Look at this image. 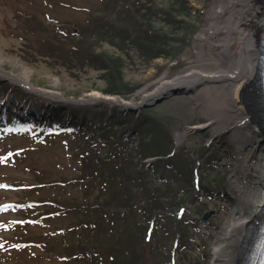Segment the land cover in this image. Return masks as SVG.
I'll return each instance as SVG.
<instances>
[{
	"label": "rangeland",
	"instance_id": "rangeland-1",
	"mask_svg": "<svg viewBox=\"0 0 264 264\" xmlns=\"http://www.w3.org/2000/svg\"><path fill=\"white\" fill-rule=\"evenodd\" d=\"M28 1L31 0H0V53L10 60L19 61L31 71L32 87L60 95L64 99L78 102L99 93L125 102H136L140 99L141 92L153 91L163 78L172 80L197 68L211 70L215 66L207 28L209 11L216 0H182V13L174 18L175 26L166 28L170 33L168 45L164 47L167 55L150 62L144 60L136 46L128 47L126 52H118V48L99 38L97 53L106 50L121 54L122 73L117 67L108 72L101 69L100 64L104 62L101 58L97 64L67 60L68 64L62 66L49 56L50 43L41 42V24L38 18L44 21L45 27L58 40H65V36L74 38L77 30L88 27L86 25L90 24L91 14L101 10L100 0H34L38 9L26 8L28 4L31 5ZM54 1H58L59 5ZM158 1L170 3V0ZM1 67L6 72L12 71L10 63H2ZM55 80L58 84L54 83ZM21 86L20 83L0 78V124L10 122L12 114L17 113L15 115L19 116L23 112L19 109V103L20 106L26 105L25 109L29 111L33 110V116L41 115V97L28 93ZM112 88L118 92H107ZM206 88V107L201 106L195 92H186L172 96L162 104L145 109L139 114L140 121L143 118L151 120L154 123L153 132L156 130L160 133L158 139L165 148L162 157L174 151V155L166 160L181 170L177 174L175 167L172 170H162L170 179L176 177L175 180H180L175 181L171 187L173 191L161 193L163 197H167L161 198L159 202L167 203L168 207L164 212L168 219L162 225L161 216L156 214L152 237L147 243L148 264H211L214 248L220 242L224 227L232 211L240 205L246 190L251 191L254 187V179L264 158L263 149H257L255 145L257 139L254 135L249 136L245 142L247 145H240L234 132L215 139L216 127L191 129L204 123L219 102L213 89ZM21 95L29 100H22ZM94 104L64 103L66 106L77 107L104 106ZM11 108L13 113H10ZM158 125L161 129L156 128ZM33 126H26L28 130L24 135L21 129L10 133L0 128V264H66L62 262L64 250H60L56 242L55 252L50 251L54 254L52 256L47 254L48 251L43 246L48 235L56 238L59 229L68 224L58 218L38 222L37 218H40L37 213L42 209L27 204V200L31 198L22 189L24 182L34 177V182L41 183V178L47 180L60 176L66 180L73 177V174L78 175V152L72 151V146L66 147L59 143L58 135L51 137V142L44 146H35ZM151 137L144 141L148 152L160 149L156 147V143L160 142L155 139V134ZM153 139L157 142L152 141ZM152 158L154 157L146 160L150 161ZM123 162H128V159ZM142 163L145 168H152L148 162ZM149 174L156 179V183L162 182L157 174L151 171ZM180 175L182 178L177 177ZM36 183L33 184L37 185ZM76 191L77 194H70L80 200L82 194L79 189ZM97 194L96 191L92 196ZM132 196L134 197V190ZM136 196L138 200L147 197L142 190ZM48 197L53 198L52 195ZM180 211L183 213L180 214ZM209 212L213 213L212 216L203 221V215ZM141 215L138 218H142L144 214Z\"/></svg>",
	"mask_w": 264,
	"mask_h": 264
},
{
	"label": "trees",
	"instance_id": "trees-1",
	"mask_svg": "<svg viewBox=\"0 0 264 264\" xmlns=\"http://www.w3.org/2000/svg\"><path fill=\"white\" fill-rule=\"evenodd\" d=\"M99 2L101 10L91 14L90 24L86 25L88 27H81L73 35L74 38L65 36L63 41L58 40L56 35L45 27L44 21L38 18L41 24V42L50 43L51 58L56 59L62 66L68 64L67 60H83L82 63L86 61L97 64L102 59L104 62L100 64L101 69L108 72L117 67L122 73L121 54L106 50L97 53V45L102 39L112 47L118 48V52H126L128 47L136 46L146 62L167 55L164 47L168 45L170 33L166 28L175 26L174 18L182 13V0H170L167 4L158 0ZM28 3L31 5L28 4L26 8L38 9L34 0ZM54 3L59 5L58 1ZM100 17H103L104 22L103 19H98ZM36 21L35 23H39ZM107 92L118 90L112 88ZM50 105L59 117L47 123L45 127L34 130V145L44 146L51 142V137L58 135L59 143L66 147L72 146L71 150L73 148L72 151L78 152L79 174H73V177L66 180L59 176L47 180L41 178L43 181L36 183L34 177L24 182L22 190L31 198L27 200V204L44 210L37 213L40 218H37L38 222L58 218L68 224L59 229L56 238L54 235H48L43 248L52 256L54 254L50 251L55 252L56 242L60 250H64L62 262L66 264H148L147 243L152 237L156 214L161 216L162 225L167 223L168 219L164 212L168 207L167 203L159 202L161 198L167 197H163L161 193L166 190L173 191L171 187L175 181L180 180H175L176 177L170 179L162 170H172L175 167L176 174L181 172L166 159L153 164L151 169L142 165V161L148 158L162 157L165 151L162 141L158 139L160 133L156 130L153 132L154 123L146 118L140 121L141 117L138 119L134 116H119L116 109L110 112L106 105ZM17 120L18 123L13 125L12 130L25 128L21 125L26 123ZM156 128L161 129V126ZM24 134L27 132L22 133ZM154 134L160 143L155 139L152 141L157 142L156 147L160 149L148 152L144 141L149 136L152 138ZM74 144L76 146H73ZM124 159H128V162L124 163ZM150 171L158 175L162 181L160 184L150 176ZM177 177L182 178V175ZM76 189L82 194L80 200L70 194H77ZM139 190L147 197L138 200L136 194ZM96 191L98 194L92 196ZM50 194L53 198L48 197ZM64 195L66 197H63ZM36 198L38 199L35 200ZM141 213L144 214L143 217L138 218L139 215L142 216Z\"/></svg>",
	"mask_w": 264,
	"mask_h": 264
},
{
	"label": "bare ground",
	"instance_id": "bare-ground-1",
	"mask_svg": "<svg viewBox=\"0 0 264 264\" xmlns=\"http://www.w3.org/2000/svg\"><path fill=\"white\" fill-rule=\"evenodd\" d=\"M263 20L264 0H216L209 11L207 28L215 57V66L211 70L197 68L172 80L163 78L153 91L141 92L140 99L136 102H125L99 93L93 94L87 100L95 104L129 108L162 94L169 87H175L195 92L201 106L206 107V87H209L219 99L217 107L208 114L204 123L191 129L216 127L215 139L234 132L240 145H247L245 142L249 136L254 135L257 149L264 151V113L259 104L257 87L259 39ZM2 63L12 64V71L3 70ZM0 78L22 84L24 88L31 89L33 95L44 97L43 94L48 93L55 98H62L60 95L32 87L31 71L19 61L10 60L1 53ZM54 83L58 84V81L55 80ZM81 101L84 100L78 102ZM254 180L256 182L252 190H246L240 205L232 211L220 242L214 248L211 264H242L251 238L264 215V158Z\"/></svg>",
	"mask_w": 264,
	"mask_h": 264
},
{
	"label": "water",
	"instance_id": "water-1",
	"mask_svg": "<svg viewBox=\"0 0 264 264\" xmlns=\"http://www.w3.org/2000/svg\"><path fill=\"white\" fill-rule=\"evenodd\" d=\"M187 91H184L182 88H175V87H169L167 89H165L163 91L162 94L156 96V97H153L151 99H148L146 101H143L141 103V105L139 106H133V107H129V108H120L118 105H114V106H110V107H119L118 108V113L119 114H125V115H129V114H135L137 116H139V114L144 111L145 109H149V108H154L160 104H162L163 102H165L168 98L172 97V96H176V95H180L181 93H186ZM43 94V93H41ZM45 95L44 97L48 98V99H52V100H56V101H61V102H67V103H74V104H84V105H91V104H94L93 102H90V101H81V102H77V101H74V100H68V99H62V98H55V96L53 95H49L48 93L47 94H43ZM95 105V104H94ZM161 158H155V159H152L150 162H155L157 160H160ZM212 212H209V213H205L203 215V221H206L208 220V218L210 216H212Z\"/></svg>",
	"mask_w": 264,
	"mask_h": 264
}]
</instances>
